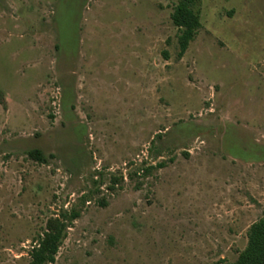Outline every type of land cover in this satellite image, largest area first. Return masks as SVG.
<instances>
[{"label":"rangeland","instance_id":"374dc122","mask_svg":"<svg viewBox=\"0 0 264 264\" xmlns=\"http://www.w3.org/2000/svg\"><path fill=\"white\" fill-rule=\"evenodd\" d=\"M0 0V264L235 261L264 213V0ZM35 149L40 156H33Z\"/></svg>","mask_w":264,"mask_h":264},{"label":"trees","instance_id":"16d2710c","mask_svg":"<svg viewBox=\"0 0 264 264\" xmlns=\"http://www.w3.org/2000/svg\"><path fill=\"white\" fill-rule=\"evenodd\" d=\"M200 0H178L172 13V20L179 28V44L185 52L197 35L201 26L200 14L195 6ZM33 156H40L41 151L35 149ZM68 225L65 215L50 217L46 224L44 237L33 247L31 264H48L55 261V256L65 238ZM247 245L239 252L235 261L220 260L216 264H264V213L253 222L247 231Z\"/></svg>","mask_w":264,"mask_h":264}]
</instances>
